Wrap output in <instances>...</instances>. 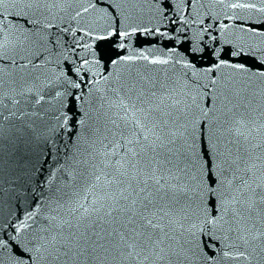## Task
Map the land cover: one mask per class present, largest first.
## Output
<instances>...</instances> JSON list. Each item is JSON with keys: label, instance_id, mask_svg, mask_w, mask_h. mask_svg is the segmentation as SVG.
I'll return each mask as SVG.
<instances>
[{"label": "snow or ice", "instance_id": "obj_1", "mask_svg": "<svg viewBox=\"0 0 264 264\" xmlns=\"http://www.w3.org/2000/svg\"><path fill=\"white\" fill-rule=\"evenodd\" d=\"M0 264H264V0H0Z\"/></svg>", "mask_w": 264, "mask_h": 264}, {"label": "water", "instance_id": "obj_2", "mask_svg": "<svg viewBox=\"0 0 264 264\" xmlns=\"http://www.w3.org/2000/svg\"><path fill=\"white\" fill-rule=\"evenodd\" d=\"M149 39H153V40H155V39H161V43L159 44V45H157L158 47H165V45H168V41H166V40H163V38H152V37H149ZM170 46V45H169ZM85 111H88V106L86 105L85 106V109H84ZM93 116H94V113H93ZM89 123H91V122H89ZM43 162V157H41L40 158V161L39 162H37V167L39 168L40 167V163H42ZM51 165H49V167H50ZM41 171H43V169H40ZM45 175H47V173H45ZM19 213H17V215H18Z\"/></svg>", "mask_w": 264, "mask_h": 264}]
</instances>
